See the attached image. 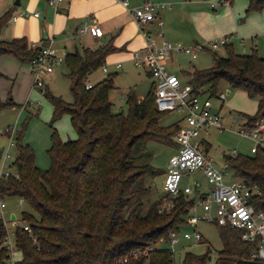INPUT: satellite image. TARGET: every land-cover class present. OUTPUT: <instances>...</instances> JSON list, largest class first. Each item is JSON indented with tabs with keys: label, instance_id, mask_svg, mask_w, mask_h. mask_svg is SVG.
I'll use <instances>...</instances> for the list:
<instances>
[{
	"label": "trees",
	"instance_id": "trees-1",
	"mask_svg": "<svg viewBox=\"0 0 264 264\" xmlns=\"http://www.w3.org/2000/svg\"><path fill=\"white\" fill-rule=\"evenodd\" d=\"M246 2L247 13L264 9V0ZM6 15L0 17V29ZM223 48V57L213 54L212 67L189 72L187 82L214 95L217 82L224 80L231 88L257 99L256 112L245 117L247 122L264 117V58L254 49L246 55L235 54L228 41ZM37 50L30 48L24 37L0 40V55H11L21 63L34 58ZM111 51L110 45H104L64 54L71 102L43 90L51 106L49 124L66 114L76 134L75 139L62 142L51 128L47 169L35 167L31 148L21 141L22 133L15 135L13 174L0 180V197L21 199L35 217L21 213L20 221L28 231L16 226L13 232V250L19 254L14 264H173L171 253L163 245L146 256L130 254L165 240L169 231L179 230L176 227L185 222L186 210L193 203L179 194L168 211L157 214L164 196L147 206L142 201L148 193L143 180L156 174L155 169L139 163L143 143L148 138L170 141L177 125L160 126L164 113L153 104V85L140 100L131 92L125 94L126 114L113 111L108 100L114 73L84 89L87 76L102 66ZM10 104V98L0 102V109ZM223 161L232 178L239 177L259 190V198L250 203L264 209V152L224 155ZM215 227L221 244L216 257L211 260L208 249L198 255L185 252L180 264H259L249 259L255 243L244 242L235 230ZM4 235L0 221V264H7L9 258V250L2 243ZM123 258L126 262L120 263Z\"/></svg>",
	"mask_w": 264,
	"mask_h": 264
},
{
	"label": "rangeland",
	"instance_id": "rangeland-1",
	"mask_svg": "<svg viewBox=\"0 0 264 264\" xmlns=\"http://www.w3.org/2000/svg\"><path fill=\"white\" fill-rule=\"evenodd\" d=\"M14 1L0 0V17L7 14V18L0 29V40L9 41L13 38L24 37L28 42V35L31 32L29 19L26 18L21 21L11 22L10 16L20 10L27 12L37 10L41 12L43 2L42 0H18L19 5L14 6ZM192 1H195L197 7L209 11L213 17L224 8L223 5L219 4V0L209 1L217 4L213 10L208 7L204 0ZM227 5L231 9L234 19L233 28L230 30L232 37L229 40L233 53L246 55L250 53V49H254L259 57L264 58V9L247 13L246 0H231ZM165 9H168V6ZM217 19H221V17L218 16ZM222 19L224 21H219L222 25L227 24L226 22L231 20V18L228 19L226 16ZM40 35L38 32L39 37ZM47 39H52L51 49L57 50L58 54L61 51V46L66 47L65 52L70 51L72 48V46L67 47L63 44L62 38H51V36H48ZM80 42L83 46L77 45L78 53H82L83 50H95L101 47L98 42H94L87 36L82 37ZM33 43L35 44L37 42L34 41ZM213 54L218 57H223L225 50L222 47L215 51L197 52L194 59H191L185 54L174 55L175 62H168V69L181 79L178 69L205 70L211 68L213 65ZM117 62L120 61L113 59L107 62L105 60L102 66L106 67L108 72H112L111 65ZM121 63L122 68L116 70V74L113 76L114 88L108 93V100L112 104L113 111L126 114L125 94L130 91L135 98H142L149 91L152 81L142 73V70L140 71L133 67L129 68L125 63ZM137 72L140 73V76L137 75ZM105 75L107 74L103 73L101 67H99L87 76L86 83L94 85L102 80ZM182 75L184 74L182 73ZM39 78L44 82L42 88L33 85L34 74L32 73L29 62L21 63L11 55H0V102L5 103L9 98L11 99L9 106L0 109V131L7 127L13 128L14 130L12 137L13 145L7 149L9 159H4L3 161V151L7 146L8 138L4 134L0 135V165L2 166V170L12 172V174L13 169L11 164L15 158L14 138L18 132L22 133L21 141L31 148L34 165L40 170H45L49 167L46 150L49 147V136L52 129L62 142L73 140L76 137L66 114L61 115L51 125L49 124L51 119V106L43 95V90L46 89L52 96L59 98L65 103L72 101V96L69 92L70 81L65 76L64 64L55 67L53 74L40 75ZM202 90L204 96L208 97L214 107L220 106V113L223 117L222 124L225 128L223 131L211 129L208 134L203 135V139L208 144L207 154L213 159L217 167H221L223 164L222 152L235 151L236 154L249 156L251 143L228 129H236L237 124L242 119L255 114L257 99L249 98L239 88H231L224 80L217 82L214 95H211L206 89ZM220 92L225 94L222 102H218L215 98L216 94ZM234 116L238 118V122H232ZM178 119V114L166 112L163 114L159 124L165 128L176 123ZM170 131L172 133V128ZM176 150L177 144L173 140L172 135L170 136V141L167 142L153 138H148L144 141L142 146V153L144 155L139 163L147 164L156 170V174L153 177H146L143 180V184L148 187V193L142 199L145 206L163 195L161 185L166 162ZM226 173L227 176L225 179L228 181L232 180L230 171L226 170ZM233 179L239 181L241 178L234 176ZM183 186L190 188V193L186 196L189 200H193V202H195L196 193H205L209 189L206 179L199 171L192 172L188 176L183 177L180 181V187ZM0 200L4 205V208L0 210L2 215L0 218L7 230L11 243L12 251L10 252V260L14 264V262L19 260V254L13 250V232L16 226L23 225L22 221H20L21 213H27L32 217H35V215L26 203L18 204L19 199L15 196L0 197ZM10 214L14 215V220L12 221L9 219ZM177 228H179V231L191 232L192 230L185 222L182 225H178ZM195 229L203 237V242L192 244L191 242L180 241L174 247L172 253L173 264H180L185 252L198 255L208 249L210 259L213 260L216 257V252L221 248L216 227L211 224L199 222ZM240 239L242 238L240 237ZM211 260H209V263Z\"/></svg>",
	"mask_w": 264,
	"mask_h": 264
},
{
	"label": "built area",
	"instance_id": "built-area-1",
	"mask_svg": "<svg viewBox=\"0 0 264 264\" xmlns=\"http://www.w3.org/2000/svg\"><path fill=\"white\" fill-rule=\"evenodd\" d=\"M69 0H45V4L54 12L58 11L60 3ZM126 9L138 29L140 30L144 46L131 54L132 65L138 69L145 70L152 80L153 104L158 112H173L179 115L176 122L177 129L172 135L177 144L176 152L171 155L166 162L164 177L161 185L163 192L161 205L157 208V214L168 211L172 207V199L177 195L187 197L190 193L188 186L180 187V181L190 173L199 171L206 179L209 186L208 192L196 193L195 202L186 210L185 223L191 227V232L172 230L167 233V238L159 239L156 243L144 247L142 250L131 252V256H146L154 248L165 246L169 252L173 253L174 247L180 242H191L192 244L203 242V237L195 229L197 223L203 222L213 226L226 227L235 230L240 234L244 242L255 243V248L249 254V259L264 264V209H256L250 201L259 198V190L255 186H249L241 180H226V163L223 161L221 167H217L213 159L207 154L205 145L207 142L203 135L208 134L211 129L223 131L220 106L214 107L208 97L204 96L202 89H196L188 82H182L180 78L169 71L168 62L174 55L185 54L194 59L197 52L215 51L222 48L227 43L226 37H219L203 43H195L191 46H181L177 43L165 39L160 31L152 35L145 31V25L155 23L156 27L162 25L158 17L159 12L166 8L163 3H153L145 1L139 6H130L128 0H116ZM210 1V0H205ZM226 3V2H225ZM227 4V3H226ZM214 2H209V7L215 9ZM38 17L37 12L30 14ZM26 12H20L16 16H11L14 21L16 17H27ZM81 36L85 33L94 38L102 36V29L98 25H82L77 31ZM52 39H48L47 45H36L30 43V48H38L36 56L29 61L32 73L34 74L33 85L42 88L44 82L40 75H51L55 67L63 64L64 55H58L51 49L49 44ZM119 64L115 65L118 68ZM103 73L106 68L101 66ZM89 83L84 84V89H89ZM216 100L222 102L225 94H216ZM232 122H238L234 116ZM229 131L248 140L251 143L249 154H254L261 150L264 152V117H260L252 122H247L246 118L237 124L236 129ZM8 138V143L3 151V159H9L8 147L13 145V128H5L0 131ZM235 151L222 152L223 156H234ZM0 165V180L10 176L12 172L4 171ZM18 204H22L19 199ZM4 208L0 200V210ZM0 213V217H1ZM0 221L2 222L1 218ZM3 224V222H2ZM5 235L3 245L9 250L7 264H13L10 260L12 251L7 230L3 224ZM24 231H28L27 225L21 226ZM123 258L120 263H125Z\"/></svg>",
	"mask_w": 264,
	"mask_h": 264
},
{
	"label": "crops",
	"instance_id": "crops-1",
	"mask_svg": "<svg viewBox=\"0 0 264 264\" xmlns=\"http://www.w3.org/2000/svg\"><path fill=\"white\" fill-rule=\"evenodd\" d=\"M128 1L130 6H139L145 1L163 3L168 6V9H164L158 14L162 22L160 27H156L155 23H151L145 25L143 29L150 32L152 35L160 31L165 39L181 46H190L192 43L205 44L217 37H226L229 42L232 37L230 35V30H232L234 25L233 13H231L229 5L221 3L220 0L219 4L223 5L224 8L214 17L211 16L209 11L197 7L195 1L192 0ZM14 2V6L19 5L18 0V4L15 5ZM42 2L41 12L37 10L32 11L37 12L38 17L31 16L30 14L32 12L21 10L11 15L16 16L20 12L29 14L27 17H16L14 21L10 19L11 22L21 21L26 18L29 19L31 32L28 35V43H33L35 41L37 42L35 43L36 45H47L48 36H51V38L59 37L60 39L62 38L63 44L67 47L72 46L70 51L67 52H65L66 47L61 46L59 54L57 50L54 49L58 55H64L74 51L77 52V45L83 46L80 42L81 38L87 36L94 42H98L100 46L110 45L112 47V51L104 57L103 63L105 60L109 62L113 59L120 61L111 65L112 72H108V69L105 67V74H116L115 71L122 68L121 62L125 63L129 68H136L132 65L131 54L144 46V39L130 13L116 0H69L60 3L58 11L56 12L46 6L45 0H42ZM205 2L209 7V2ZM218 16H220L221 19H217ZM225 16L228 19L231 18V20L226 22L227 24L222 25L219 21H224L222 18ZM81 24L98 25L102 29V36L94 38L87 33L81 36L77 35L76 31ZM38 32L41 34L40 37L38 36ZM49 46L51 47V43ZM170 62H175V58L173 57ZM116 64H119L118 68H115ZM139 70L141 71L142 69ZM193 70L194 69H178L181 76L180 80L182 82H187L188 73ZM142 73L151 80L145 70H142ZM182 73L184 75H182ZM137 75L140 76V73L137 72ZM151 85L152 82L150 83V87ZM136 99L140 100L141 98Z\"/></svg>",
	"mask_w": 264,
	"mask_h": 264
},
{
	"label": "water",
	"instance_id": "water-1",
	"mask_svg": "<svg viewBox=\"0 0 264 264\" xmlns=\"http://www.w3.org/2000/svg\"><path fill=\"white\" fill-rule=\"evenodd\" d=\"M14 4L15 5L18 4L17 0H15ZM9 219L10 220H13L14 219V215L13 214H10Z\"/></svg>",
	"mask_w": 264,
	"mask_h": 264
}]
</instances>
